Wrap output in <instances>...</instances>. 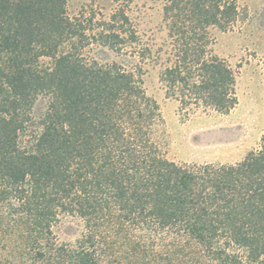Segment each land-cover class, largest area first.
Listing matches in <instances>:
<instances>
[{
	"label": "trees",
	"instance_id": "trees-1",
	"mask_svg": "<svg viewBox=\"0 0 264 264\" xmlns=\"http://www.w3.org/2000/svg\"><path fill=\"white\" fill-rule=\"evenodd\" d=\"M113 1L0 0V264H264V132L237 162L171 160L145 87L164 53L181 113H229L238 74L211 29L238 0H164L156 51Z\"/></svg>",
	"mask_w": 264,
	"mask_h": 264
},
{
	"label": "rangeland",
	"instance_id": "rangeland-1",
	"mask_svg": "<svg viewBox=\"0 0 264 264\" xmlns=\"http://www.w3.org/2000/svg\"><path fill=\"white\" fill-rule=\"evenodd\" d=\"M243 19L227 30L211 29L213 54L237 70V105L227 114L213 110L185 116L179 104L166 98L161 81L165 55L148 66L147 93L160 105L163 152L179 162H237L257 149L264 132V0H238ZM109 14L113 0H69L71 11L82 7ZM164 0H133L130 14L143 41L154 51L165 48ZM63 239H72L67 232Z\"/></svg>",
	"mask_w": 264,
	"mask_h": 264
}]
</instances>
